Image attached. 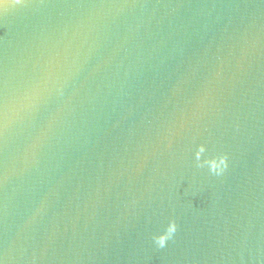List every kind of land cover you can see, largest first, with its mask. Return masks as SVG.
Listing matches in <instances>:
<instances>
[{
  "label": "water",
  "instance_id": "95a60500",
  "mask_svg": "<svg viewBox=\"0 0 264 264\" xmlns=\"http://www.w3.org/2000/svg\"><path fill=\"white\" fill-rule=\"evenodd\" d=\"M0 264H264V0H0Z\"/></svg>",
  "mask_w": 264,
  "mask_h": 264
}]
</instances>
